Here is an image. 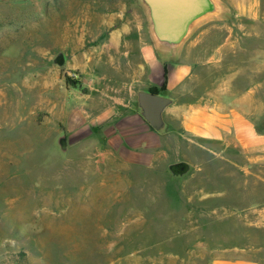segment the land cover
<instances>
[{
    "label": "rangeland",
    "instance_id": "obj_1",
    "mask_svg": "<svg viewBox=\"0 0 264 264\" xmlns=\"http://www.w3.org/2000/svg\"><path fill=\"white\" fill-rule=\"evenodd\" d=\"M92 2L0 3V264H19L18 253L27 264H264V0H228L231 18L198 28L182 51L199 61L194 42L232 45L224 71L262 142L222 153L215 171L194 150L203 172L183 180L165 164L104 173V151L70 136L85 92H74L84 80L74 66L91 46L81 30L102 19ZM60 52L61 68L52 64ZM226 74L215 75L223 87Z\"/></svg>",
    "mask_w": 264,
    "mask_h": 264
},
{
    "label": "crops",
    "instance_id": "obj_2",
    "mask_svg": "<svg viewBox=\"0 0 264 264\" xmlns=\"http://www.w3.org/2000/svg\"><path fill=\"white\" fill-rule=\"evenodd\" d=\"M222 1L231 10L228 0ZM92 3L88 8L100 12L102 19L81 30L89 34L91 46L82 55L83 64L74 66L84 75L82 87L74 92H85L75 95L76 124L69 133L76 144L87 140L89 146L104 151L100 162L109 165L104 173H124L129 168L158 172L163 164L166 172L180 163L191 166V173H202V164L191 157L194 150L203 152L208 158L205 162L215 171L219 168L214 163L221 162L222 153L230 155L239 147L262 142L240 108L245 101L239 100L229 85L232 73L224 71V52L232 45L194 42L190 50L202 53L203 59L196 61L182 53L177 62L163 64L155 55L134 0ZM215 28L209 27L207 32ZM219 72L227 73L225 87L223 79L215 76ZM206 82L210 86L204 89ZM152 90L172 101L163 114V134L154 131L137 112L136 94ZM82 130L86 136L80 135ZM208 264L257 263L222 257Z\"/></svg>",
    "mask_w": 264,
    "mask_h": 264
},
{
    "label": "water",
    "instance_id": "obj_3",
    "mask_svg": "<svg viewBox=\"0 0 264 264\" xmlns=\"http://www.w3.org/2000/svg\"><path fill=\"white\" fill-rule=\"evenodd\" d=\"M142 12L146 32L156 57L163 64L179 60L186 43L198 28L211 22H226L231 10L222 0H134ZM52 64H65L63 53H57ZM137 112L158 134L166 131L163 114L172 101L147 92L136 94ZM58 146L66 151V138H59ZM192 171L185 163L171 165V178L183 180Z\"/></svg>",
    "mask_w": 264,
    "mask_h": 264
},
{
    "label": "trees",
    "instance_id": "obj_4",
    "mask_svg": "<svg viewBox=\"0 0 264 264\" xmlns=\"http://www.w3.org/2000/svg\"><path fill=\"white\" fill-rule=\"evenodd\" d=\"M65 78H66L65 83H66L67 85L73 87L74 89L78 88L79 83H77L76 81L72 80L71 78H69V77H67V76H65ZM164 78H165V80H166V73L164 74ZM163 88H164V86H163ZM163 88H162V90H163ZM151 93H152L153 95H157V94H158L157 90H152ZM15 258H18L17 261H15V262H17V263H19V264H27V261H26V259L24 258V254H23V253H18V255H16Z\"/></svg>",
    "mask_w": 264,
    "mask_h": 264
},
{
    "label": "built area",
    "instance_id": "obj_5",
    "mask_svg": "<svg viewBox=\"0 0 264 264\" xmlns=\"http://www.w3.org/2000/svg\"><path fill=\"white\" fill-rule=\"evenodd\" d=\"M68 76H69L70 78L72 77V75H70V74H69Z\"/></svg>",
    "mask_w": 264,
    "mask_h": 264
}]
</instances>
